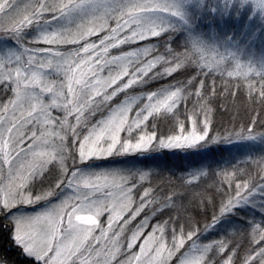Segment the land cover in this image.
Segmentation results:
<instances>
[{"label": "snow or ice", "instance_id": "obj_1", "mask_svg": "<svg viewBox=\"0 0 264 264\" xmlns=\"http://www.w3.org/2000/svg\"><path fill=\"white\" fill-rule=\"evenodd\" d=\"M258 128L264 0H0V218L34 264H264Z\"/></svg>", "mask_w": 264, "mask_h": 264}, {"label": "trees", "instance_id": "obj_2", "mask_svg": "<svg viewBox=\"0 0 264 264\" xmlns=\"http://www.w3.org/2000/svg\"><path fill=\"white\" fill-rule=\"evenodd\" d=\"M241 118L245 119L246 113L242 112ZM231 119H232L231 116L227 114H225L224 116L217 115L215 117L217 127H220L222 122H227L228 126L231 127ZM240 126H241V121L237 120L236 122L237 130L240 128ZM261 130L264 129H259V128L257 129V131H261ZM198 152H199L198 155L197 154L188 155V157H186L185 155L182 154V152L170 153V151L166 150L162 155V162H167L169 165L176 166L178 168L183 167L185 169H188L190 167H195L199 162L205 161L208 157V158H212L207 161H210L213 166L220 165L221 167H225L226 166L225 163H230V162L235 163L234 159L240 156V154L237 153L235 154V157H233L234 155L230 154L228 148L222 145H214L209 149H204L203 152H201L200 150H198ZM201 180L208 182V178L206 175L192 182L194 184H199ZM224 187L227 188V184H225ZM238 211L240 212V216L249 215L244 210H238ZM210 218H211V212H209V221ZM239 218L240 217H234V219L237 220ZM1 221L2 220L0 218V254L2 255V257H5L10 264H34V261L32 259L25 257L22 254V251L17 250V248L14 246L15 244L13 243L10 237V233H11L10 228H5L3 226V223H1ZM8 245H12V246L11 247L9 246L8 249H6V246Z\"/></svg>", "mask_w": 264, "mask_h": 264}, {"label": "rangeland", "instance_id": "obj_3", "mask_svg": "<svg viewBox=\"0 0 264 264\" xmlns=\"http://www.w3.org/2000/svg\"><path fill=\"white\" fill-rule=\"evenodd\" d=\"M125 51H127V50H129V49H127V48H125L124 49ZM113 54H117V53H113ZM106 74V73H105ZM257 143H258V141H257ZM222 146H225V147H227L228 148V151L230 152V154H232V155H234L233 157H235V154H240V155H242V154H244L245 152H247V151H250V150H252V151H255V150H258L257 148H256V146L255 145H249V144H247V143H244V142H242V143H238V144H221ZM212 147V146H211ZM215 147H217V146H215ZM166 150H164V152H165ZM168 151H170V153L171 152H182V154L183 155H185L186 157H188V153H185L184 151H182V150H168ZM200 151L201 152H203L204 151V149H200ZM164 152L163 153H161V156L164 154ZM198 155V154H197ZM257 156L259 155V153H257L256 154ZM239 159H244V157H238ZM205 159V158H204ZM209 159H212V158H208L207 157V159L205 160V161H207V160H209ZM233 187H234V185H233ZM233 195H234V192H233ZM238 210H244V211H246L249 215L250 214H252L255 210L254 209H251V208H245V209H238ZM257 215H258V213H257ZM142 218V217H141ZM1 220H2V218H1ZM153 222H155V221H153ZM1 223H3V220L1 221ZM223 223V222H222ZM146 234V233H145ZM10 237H11V233H10ZM13 241V240H12ZM14 243V242H13ZM11 247L12 245H8V246H6V249H8V247ZM16 248H17V250H19V251H21V249L20 248H18L16 245H14ZM138 250V249H137ZM0 257H2V255L0 254ZM26 257V256H25ZM10 264V263H9Z\"/></svg>", "mask_w": 264, "mask_h": 264}]
</instances>
